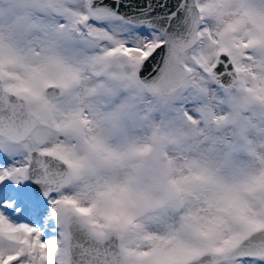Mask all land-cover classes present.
<instances>
[{
    "label": "snow or ice",
    "instance_id": "6c2138e0",
    "mask_svg": "<svg viewBox=\"0 0 264 264\" xmlns=\"http://www.w3.org/2000/svg\"><path fill=\"white\" fill-rule=\"evenodd\" d=\"M0 264H264V0H0Z\"/></svg>",
    "mask_w": 264,
    "mask_h": 264
}]
</instances>
